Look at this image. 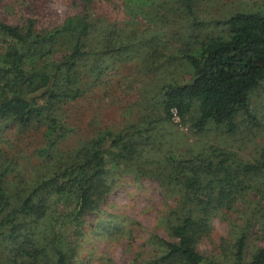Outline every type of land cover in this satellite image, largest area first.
<instances>
[{
	"label": "trees",
	"instance_id": "trees-1",
	"mask_svg": "<svg viewBox=\"0 0 264 264\" xmlns=\"http://www.w3.org/2000/svg\"><path fill=\"white\" fill-rule=\"evenodd\" d=\"M78 1L74 14L51 27H38L32 18L20 24L0 18V264H73L85 217L100 213L104 198L129 173L156 180L166 204L156 220L166 236L150 232L144 241L150 251L136 252L129 264H223L197 245L209 236L212 219L238 203L245 206L238 216L243 225L227 257L232 264H264V152L248 161L215 145L182 151L166 147L158 128L173 111L193 132L214 123L232 133L240 116L258 124L251 92L264 82V14L235 11L197 21L194 0H174L168 12L166 0H152L161 7L147 27L119 26L94 12L103 0ZM172 17L181 20L179 27H191L181 44L162 30ZM160 56L168 65L158 73ZM111 68L119 69L114 83L134 74L145 112L129 109L133 117L121 128H100L61 147L71 125L59 107L92 87L85 78L96 80ZM32 140L37 162L26 172L24 145ZM249 192L258 196L255 208ZM112 217L113 228L99 221L95 229L130 238L134 221ZM255 219L261 244L249 250Z\"/></svg>",
	"mask_w": 264,
	"mask_h": 264
},
{
	"label": "rangeland",
	"instance_id": "rangeland-1",
	"mask_svg": "<svg viewBox=\"0 0 264 264\" xmlns=\"http://www.w3.org/2000/svg\"><path fill=\"white\" fill-rule=\"evenodd\" d=\"M151 1L128 0L126 3L125 0H103L96 1L93 8L96 14L117 21L119 26L140 23L147 27L150 21L157 19L161 7ZM166 1L163 12L169 11L165 8L168 9L169 4L174 0ZM78 3V0H0V18L11 24H20L26 18H32L35 19L38 27H51L61 24L68 15L74 14L79 9ZM131 6H137V9L133 12L129 11L128 8ZM193 8L197 21H207L224 18L235 11L264 14V0H194ZM170 19L162 24V30L181 44L188 38L186 36L191 27L185 23V27H179L181 20L178 17ZM4 47L5 44L0 40V53L3 52ZM139 57L146 56L140 54ZM161 57L156 61L160 64L158 73H161L163 66L168 65ZM171 62L175 66L179 64L176 59ZM185 69L186 67L182 66L177 73L182 75ZM118 70L111 68L96 80L85 78L92 87L84 91L81 97L61 104L59 111L71 125V130L65 141L61 143V147L75 146L92 137L100 128L109 127L115 131L126 124L125 119H132L134 111L135 114L136 111L145 112L135 89L139 83L132 79L134 74L114 83L118 77ZM92 81L95 85L91 84ZM110 81H112L111 85L114 83L116 90L108 85ZM129 109L133 111L131 114L127 112ZM251 109L258 124L244 116L237 117L236 128L232 133L225 131L226 126L214 123H209L203 131L193 132L189 123H182L179 117L163 121L158 128L165 135L166 147L172 144L183 151L189 146L199 149L215 145L226 147L239 157L254 161L264 152V82L261 87L251 92ZM35 144V140H32L24 145L26 157L21 164L26 172H29L37 162L35 155L30 152ZM248 197L252 201L250 206L255 208L254 203L258 196L255 192H249ZM165 206L161 187L156 180L150 178L135 180L130 173L120 177L104 198L101 212L90 213L85 217L83 235L77 240L78 248L72 256L73 264H129L136 252L143 254L150 251L144 242L150 232L166 236L163 229L156 224L157 217ZM234 209L235 211H229L225 216L213 218L209 236L200 240L197 245L199 252L210 260L232 264L227 257L230 252L228 247L233 244L234 237L242 228L243 220L238 216L245 210V206L238 203ZM113 215H124L134 221L130 228L132 230L130 238L114 235L111 230L95 229L99 221H104L105 227L113 228ZM260 227L259 220H253V226L249 230V250L261 244L257 238L260 235ZM60 229L64 231L63 234L69 236V230L62 227ZM64 243L69 244V241ZM66 252L70 255L73 253V251ZM148 255L146 253L144 257Z\"/></svg>",
	"mask_w": 264,
	"mask_h": 264
},
{
	"label": "built area",
	"instance_id": "built-area-1",
	"mask_svg": "<svg viewBox=\"0 0 264 264\" xmlns=\"http://www.w3.org/2000/svg\"><path fill=\"white\" fill-rule=\"evenodd\" d=\"M173 118H174V119L178 118V116H177V114H176L175 111H173Z\"/></svg>",
	"mask_w": 264,
	"mask_h": 264
}]
</instances>
